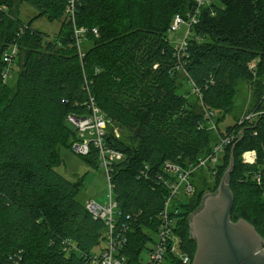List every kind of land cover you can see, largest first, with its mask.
Listing matches in <instances>:
<instances>
[{
  "label": "trees",
  "instance_id": "1",
  "mask_svg": "<svg viewBox=\"0 0 264 264\" xmlns=\"http://www.w3.org/2000/svg\"><path fill=\"white\" fill-rule=\"evenodd\" d=\"M21 1L38 16L62 24L56 36L46 37L31 22L12 17L17 0H0V264H91L95 249L105 243L106 224L79 199L83 179L56 170L63 162L61 148L72 149L77 137L68 116L86 114L90 95L111 122L130 132L129 141L109 132L106 143L125 155L112 169L119 207L131 224L123 252L129 264H144L141 255L158 228L169 191L163 165L195 162L220 136L188 98L190 92L230 113L239 84L249 81L255 105H264V0H214L201 7L184 50L168 33L177 13L196 11L195 0H82L75 14L76 25L88 29L83 58L66 14L67 0ZM13 44L23 63L9 84L3 78L8 66L3 54ZM184 80L199 91L181 92ZM235 128L243 136L230 176L232 219L248 220L264 237L255 223L256 218L264 221V186L257 179L264 172V114L226 129ZM232 147L216 168L217 181L230 165ZM251 149L257 161L243 163V153ZM80 156L104 170L95 148ZM211 171L195 172L196 191L176 201V231L192 259L197 243L189 217L204 197L197 183L206 185Z\"/></svg>",
  "mask_w": 264,
  "mask_h": 264
},
{
  "label": "built area",
  "instance_id": "2",
  "mask_svg": "<svg viewBox=\"0 0 264 264\" xmlns=\"http://www.w3.org/2000/svg\"><path fill=\"white\" fill-rule=\"evenodd\" d=\"M197 2V9L195 12L187 11L186 13H177L170 26V31L179 32L182 26H185L183 34L178 38L176 48L184 50L188 46V41L191 37V28L199 21V11L201 7L214 2V0H195ZM82 0H67L66 14L74 23V41L79 50L81 58L85 55V42L87 39L86 33L88 29L84 26L76 25V10L78 4ZM93 32L99 36L98 28H94ZM18 55V45L13 44L4 52L3 60L7 63L6 71L4 72V82L8 81L9 75L14 66L15 58ZM251 69L255 70L257 61H252ZM255 72V71H253ZM195 91H199L193 86ZM201 105L204 108V117L208 121L211 129L218 133L219 139L213 145L211 151L199 157L196 162L182 164L180 162L166 161L163 168L166 171L164 183L168 188V194L164 202V206L158 215L159 225L155 231L157 239L154 241L153 248L149 251L150 260L144 264H192V257L181 248V238L176 231L177 228V214L179 207L176 201L182 196L193 195L196 191V186L193 184L195 171L200 167L210 168L216 173V168L221 164L222 156L225 154L227 147L234 145L235 142L243 136V130L232 129L230 131L223 130L225 135L220 134L219 125L215 121L216 109L206 106L202 96ZM65 101V100H63ZM88 111L84 115L70 114L68 122L73 125L75 130L79 132L76 139L72 142V149L80 155H89L91 150L95 148L98 151L100 165L104 168V174L108 186V200L104 204L95 199H88L86 202L87 209L97 219L104 221L105 229V248L101 254H95L92 257L91 264H129V257L123 252L128 241L129 229L131 224L124 219V214L119 207V202L115 193L112 181V169L115 162L124 159L123 152L107 145L106 137L109 134L108 127L110 120L106 114L97 104L94 96L90 97L84 102ZM264 114V105L257 109L249 111L243 115L239 120V124L247 120H255L260 115ZM258 159L257 151L255 149L247 150L242 155V162L254 164ZM258 182L264 186V172L260 171L257 176ZM130 216H127L129 219Z\"/></svg>",
  "mask_w": 264,
  "mask_h": 264
},
{
  "label": "rangeland",
  "instance_id": "3",
  "mask_svg": "<svg viewBox=\"0 0 264 264\" xmlns=\"http://www.w3.org/2000/svg\"><path fill=\"white\" fill-rule=\"evenodd\" d=\"M12 17H16L19 15V17L25 21V22H31L32 27L34 29H37L39 31H42L46 37L47 36H56L60 30L62 20L58 21H50L46 18V16H38L37 10L33 8L32 6L24 3L21 0H17L15 8L13 11H11ZM185 26H182L179 32H173L170 31L168 33L170 41L176 45L178 42V38H180L183 34ZM23 63V56L15 59L14 61V69L11 71L8 82L9 84H14L16 81V78L18 77V72L21 69ZM184 76L185 73H182ZM182 80V78L180 79ZM194 86V84L190 81L184 80V86L181 89V92L189 91ZM188 98L197 105H199L198 109L201 111H204L203 106L201 105V97L195 94L193 91L190 92L188 95ZM256 95L253 85L249 81L241 82L237 88V94L234 98H232L233 101V110L230 113L223 112L222 110L216 109V118L221 116L222 121H220L219 125L222 130H227L226 128L230 125H234L235 123H239V119L245 115L246 113H249V111H252L254 109H257L259 107L258 105H255L256 103ZM207 106V105H206ZM208 107V106H207ZM239 118V119H238ZM238 119V120H237ZM72 126V129L75 130V128ZM108 131L114 135L115 137L121 138L125 141H129L128 137L130 136V132L123 126H121L118 123L110 122L109 127L107 128ZM76 135H79V132L75 130ZM74 138H72L71 141H73ZM61 158L63 160L62 164L56 167V170L65 176L69 177L73 180H79L83 179V187L81 194L79 196V199L86 203L88 199L92 198L97 200L98 202L104 204L108 200V186L105 179L104 170L100 167H93L90 166L80 155H78L75 151H73L70 148L63 147L60 151ZM200 157V156H199ZM199 157L196 159V161L199 159ZM224 155L222 156V161L224 160ZM195 161V162H196ZM205 167L198 168L195 172V174H198L201 169ZM207 169V168H205ZM213 172V171H211ZM216 173H211L208 175V181L205 185V182L202 180V182H198L197 185H200L203 190L204 196L213 190L215 186H219V182H221L223 175L220 177V181L215 178ZM195 178H197L194 175L193 178V184H195ZM200 181V180H199ZM260 211V209H259ZM255 223H257L259 229L264 234V221H259V218H256ZM150 235L152 239L147 244L148 248L145 249L141 255V260L144 263L149 262L150 260V254L149 251L154 246V241L157 239L156 232H150ZM106 244L103 242V244L95 249L97 254H101L102 249L105 248Z\"/></svg>",
  "mask_w": 264,
  "mask_h": 264
},
{
  "label": "water",
  "instance_id": "4",
  "mask_svg": "<svg viewBox=\"0 0 264 264\" xmlns=\"http://www.w3.org/2000/svg\"><path fill=\"white\" fill-rule=\"evenodd\" d=\"M237 143L217 191L206 194L189 217L191 238L197 243L192 264H264V237L248 220L232 219L235 194L230 176Z\"/></svg>",
  "mask_w": 264,
  "mask_h": 264
}]
</instances>
